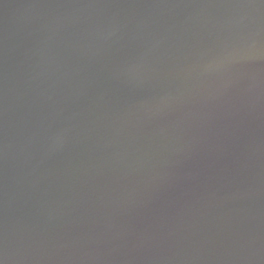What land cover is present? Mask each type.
<instances>
[{"label":"water","instance_id":"water-1","mask_svg":"<svg viewBox=\"0 0 264 264\" xmlns=\"http://www.w3.org/2000/svg\"><path fill=\"white\" fill-rule=\"evenodd\" d=\"M0 264H264V0H0Z\"/></svg>","mask_w":264,"mask_h":264}]
</instances>
